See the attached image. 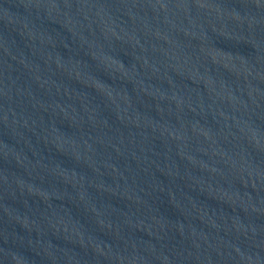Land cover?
I'll return each mask as SVG.
<instances>
[{
  "label": "water",
  "instance_id": "water-1",
  "mask_svg": "<svg viewBox=\"0 0 264 264\" xmlns=\"http://www.w3.org/2000/svg\"><path fill=\"white\" fill-rule=\"evenodd\" d=\"M0 264H264V0H0Z\"/></svg>",
  "mask_w": 264,
  "mask_h": 264
}]
</instances>
